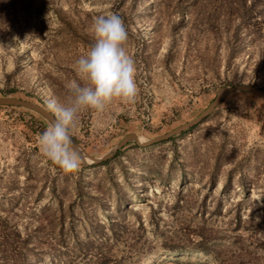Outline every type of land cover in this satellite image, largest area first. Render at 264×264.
<instances>
[{
  "label": "rangeland",
  "instance_id": "374dc122",
  "mask_svg": "<svg viewBox=\"0 0 264 264\" xmlns=\"http://www.w3.org/2000/svg\"><path fill=\"white\" fill-rule=\"evenodd\" d=\"M242 1L4 0L0 97L49 109L93 158L129 133L165 134L221 87L264 88V0L249 13ZM27 112L0 107V264H102V252L217 264L157 263L164 245L200 242L222 264H264L259 99L231 95L189 133L106 167L78 164Z\"/></svg>",
  "mask_w": 264,
  "mask_h": 264
},
{
  "label": "water",
  "instance_id": "95a60500",
  "mask_svg": "<svg viewBox=\"0 0 264 264\" xmlns=\"http://www.w3.org/2000/svg\"><path fill=\"white\" fill-rule=\"evenodd\" d=\"M238 93L251 95L264 103V91L260 88L245 84L221 87L217 90L212 102L190 122L176 127L165 134L143 141H140L139 136L136 134L129 133L122 137L109 152L99 158H93L87 154L86 157L83 156V154H81V152L77 149L78 143L71 137L66 128L49 109L28 100L10 97H0V107L19 108L36 114L48 125L55 136L72 153L78 164L82 166H92L112 160L116 156L117 152L121 151L130 143H133L138 148H148L157 144L168 142L175 136L189 132L205 122L226 100V98Z\"/></svg>",
  "mask_w": 264,
  "mask_h": 264
},
{
  "label": "trees",
  "instance_id": "16d2710c",
  "mask_svg": "<svg viewBox=\"0 0 264 264\" xmlns=\"http://www.w3.org/2000/svg\"><path fill=\"white\" fill-rule=\"evenodd\" d=\"M17 2H19V0H16ZM259 1L260 0H252V4H251V6L250 7H247L246 5H245V0H243L242 1V6H243V8H244V6H245V8H244V13L246 12V13H249V12H252V10H254V8L258 5V3H259ZM4 0H0V18H1V20L3 19L2 18V16H4V12H6L7 11V9H6V11H5V7L6 6H4ZM14 5H12L11 7H10V9H11V12L13 13L14 12V10L12 9V7H13ZM0 20V21H1ZM3 26V22H0V29H1V27ZM255 35H257V36H260V32L259 31H257V30H255ZM263 41H264V39H263ZM251 86H253V87H257V86H255V85H251ZM257 88H260L261 90H263L264 91V88L263 87H257ZM12 92V91H11ZM10 93V92H9ZM4 97H7V95H4ZM212 102V101H211ZM210 102V103H211ZM28 113V112H27ZM39 122H40V125H41V127H42V130L44 131V133H46V132H48V133H50L51 131H50V129H49V127H48V125L45 123V122H43L42 120H39ZM196 128V127H195ZM190 131H192V130H190ZM189 131V132H190ZM189 132H186V133H189ZM186 133H182V134H180V135H178V136H175V137H173V138H171L169 141H173V140H175L177 137H181L182 135H184V134H186ZM58 141L55 139V143H57ZM127 146H132L133 148H138V147H136L133 143H130V144H128ZM126 146V147H127ZM125 148V147H124ZM123 148V149H124ZM123 149L121 150V151H119V152H117V154H116V156L113 158V159H116V158H118L119 156H121L122 155V151H123ZM111 160H109V161H107V162H104V163H102V164H99L100 166H103V167H106V166H108V164H109V162H110ZM117 214L119 215V218H121V219H123V214H122V212H117ZM106 215V214H105ZM114 223L113 222H110L109 223V231H110V233H111V235H113V241L115 242V240L117 239L115 236H116V231L114 230V228L112 227V226H114L113 225ZM136 249H138V248H136ZM162 255L158 258V261H157V263H160V262H162V261H176V259H173V256H175V255H178L179 253H189V254H200V255H202L203 257H205V258H207V259H209V260H211L213 263H217V264H219L220 263V258H219V255L215 252V251H213V250H211V249H209V248H207L206 247V244L204 243V242H200V243H197L195 246H193L192 248H188L187 246H182V247H179V246H168V245H164L163 246V248H162ZM103 253V255H101V259H102V264H112V258H111V256H109V252H106V253H104V252H102ZM172 256V258H169V257H171ZM22 261H21V264H25V260H24V258L25 257H23L22 256ZM170 259V260H169ZM151 261V258L149 257V258H143V257H139L136 261H134V262H131L130 264H147V263H149ZM220 264H222V263H220Z\"/></svg>",
  "mask_w": 264,
  "mask_h": 264
},
{
  "label": "bare ground",
  "instance_id": "6f19581e",
  "mask_svg": "<svg viewBox=\"0 0 264 264\" xmlns=\"http://www.w3.org/2000/svg\"><path fill=\"white\" fill-rule=\"evenodd\" d=\"M139 140L143 141L144 139L142 137H139ZM77 149L79 150V152H81V154H83V156L86 157V153L83 151V149L78 144H77Z\"/></svg>",
  "mask_w": 264,
  "mask_h": 264
}]
</instances>
